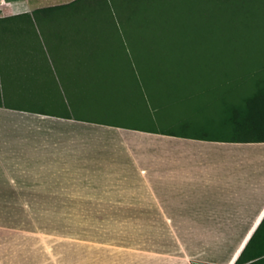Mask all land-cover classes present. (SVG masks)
I'll return each instance as SVG.
<instances>
[{"label": "crops", "instance_id": "crops-1", "mask_svg": "<svg viewBox=\"0 0 264 264\" xmlns=\"http://www.w3.org/2000/svg\"><path fill=\"white\" fill-rule=\"evenodd\" d=\"M4 2L0 194L20 195L23 208L63 199L84 211L73 221L85 232L73 249L0 250V264L264 258V141L137 122L156 97L143 31L108 0ZM60 98L68 112L36 106Z\"/></svg>", "mask_w": 264, "mask_h": 264}, {"label": "rangeland", "instance_id": "rangeland-1", "mask_svg": "<svg viewBox=\"0 0 264 264\" xmlns=\"http://www.w3.org/2000/svg\"><path fill=\"white\" fill-rule=\"evenodd\" d=\"M108 1L126 26L142 28L139 54L154 78V102L143 104L135 120L175 132L232 136L222 121L224 109L251 89L250 72L264 64V0ZM68 105V98L36 103L57 112H68ZM39 200L46 204L30 205L50 208H23L20 195L0 194V250L73 249V233L85 232L73 217L84 211L51 195Z\"/></svg>", "mask_w": 264, "mask_h": 264}, {"label": "trees", "instance_id": "trees-1", "mask_svg": "<svg viewBox=\"0 0 264 264\" xmlns=\"http://www.w3.org/2000/svg\"><path fill=\"white\" fill-rule=\"evenodd\" d=\"M236 4L241 8L245 3L237 1ZM134 12H137V6L130 9L128 17L132 18ZM145 22L148 23L147 20ZM250 74L251 89L240 99L229 101L224 109L225 113L223 112L222 121L227 122L234 130L231 140L264 141V64L255 67ZM242 254L235 264L243 263ZM246 264H264V258L259 257Z\"/></svg>", "mask_w": 264, "mask_h": 264}, {"label": "built area", "instance_id": "built-area-1", "mask_svg": "<svg viewBox=\"0 0 264 264\" xmlns=\"http://www.w3.org/2000/svg\"><path fill=\"white\" fill-rule=\"evenodd\" d=\"M5 5L4 0H0V6Z\"/></svg>", "mask_w": 264, "mask_h": 264}]
</instances>
